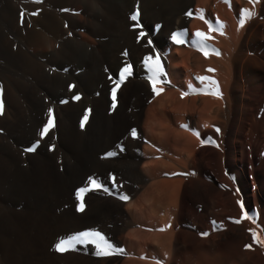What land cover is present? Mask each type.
<instances>
[{"label":"rangeland","instance_id":"obj_1","mask_svg":"<svg viewBox=\"0 0 264 264\" xmlns=\"http://www.w3.org/2000/svg\"><path fill=\"white\" fill-rule=\"evenodd\" d=\"M22 11L25 14L23 23ZM137 13V20L133 21L131 16ZM169 24V10L157 5V0H0V100L3 102L0 114V264H86V257H119L117 262L121 264L126 258L127 253L114 238L121 227L114 211L105 215L109 221L99 212L82 219L68 212L65 183L72 178L73 170L83 175L90 169L85 159L76 161L62 177L61 184L58 183L61 189L47 179L50 167L43 154L36 156L33 166L30 163V154L36 153L41 142L37 138L42 126L49 119L48 107H43L47 100L43 101L41 94L43 89L50 92L51 85H58L56 78L46 80L43 64L58 65L62 61L66 67L60 71L65 75L71 71L81 75L84 87L90 91L98 87L103 89L108 81L109 95L114 87L116 96L121 90V112L134 105L137 110L145 91L127 84V79L131 78L136 66L151 76L144 64L145 57L155 59L157 33L162 29L166 37L171 29ZM141 32L145 33L143 37H140ZM149 34L153 38L150 39ZM69 40L90 46L92 50V53L87 52L82 68L74 66L72 47L65 45ZM57 65H53L54 70L59 69ZM128 66L131 74L117 86L119 73ZM260 70L244 79L246 98L236 146L237 160L225 156L223 164L219 165L208 158L210 149L201 147L203 157L192 159L187 175H181L184 180L178 197L177 220L167 223L174 229L173 243L177 248L176 252L172 251L171 264H264V243L253 238L255 233L264 240V69ZM238 90L235 91L238 93ZM76 94L81 98V94L75 93L58 101L75 103ZM100 95L99 90L94 93V97ZM42 113L45 121L40 122ZM232 115L227 117L229 126L236 120L235 110ZM53 117L55 125L56 113ZM70 117L65 123L68 131L76 126L75 119ZM130 121L120 118L114 123L116 137L126 133ZM206 133L210 136L214 132L206 130ZM69 142L71 139L67 144ZM29 148L34 151H28ZM84 155L89 152L85 151ZM33 169L37 173L29 174ZM101 169L99 174L107 170ZM219 175L221 181L216 178ZM103 177L106 179L107 173ZM106 187L93 189L83 196L93 191L112 196L114 190L111 192L108 188L105 192ZM79 188L73 190L75 200ZM83 206L85 209L84 201ZM102 206L101 210L112 207L109 203ZM75 207L76 212H82L80 205ZM97 222L108 230L94 227L79 232H99L123 251L96 256L89 251L88 244H77L75 250L63 253L55 249L60 240L78 234L74 231L84 225L89 227ZM135 224L133 229H136ZM205 232L207 236L202 235ZM89 244L96 248L95 244ZM246 245L251 247L246 248ZM183 247L189 251V263L182 260ZM160 260L158 258L157 263Z\"/></svg>","mask_w":264,"mask_h":264},{"label":"bare ground","instance_id":"obj_2","mask_svg":"<svg viewBox=\"0 0 264 264\" xmlns=\"http://www.w3.org/2000/svg\"><path fill=\"white\" fill-rule=\"evenodd\" d=\"M157 5L169 10L171 28L166 37L162 29L157 33L154 47L163 68V74L159 76L161 83L157 85L162 89L160 94L152 92L148 74L136 66L126 83L144 90V100L137 110L134 105L123 113L121 90L117 93V104L113 108L108 81L105 89L98 87L90 91L84 87L81 75H75L74 71L65 75V72L60 71L66 67L62 61L58 65L43 64L46 80L49 82L56 78L58 84L57 87L51 85L50 92L43 89L41 94L43 101L47 100L43 107L55 111L56 123L47 135L37 138L41 142L36 153L30 154L32 166L36 156L43 154L50 167L47 179L53 185L57 184L58 189H61L58 183L61 184L62 177L70 171L72 165L80 158L86 160L90 169L83 175L73 170L72 178L65 183L68 212L82 219L93 212L105 216L114 211L121 221V227H118L114 238L127 253L121 264H171L172 251L176 252L177 248L173 243L174 229L167 223L177 220L178 197L184 180L181 175L188 173L192 159L203 157L201 147H208V158L219 165L223 164L225 156L232 161L237 160L236 146L240 138L246 98L244 79L264 69V0H157ZM246 10L251 13L250 16L245 15ZM189 12L191 16L187 15ZM241 20H244L242 25ZM209 23L215 28L220 25L223 27L210 33L212 38L206 42L209 54L205 55L193 41L197 30L209 33ZM181 32L186 33L182 37L186 42L177 44L171 37ZM65 45L72 47L75 68H82L87 52L92 53L90 46L72 40ZM53 65L59 66V69L54 70ZM201 77L209 79L201 80ZM211 81L216 84L213 86ZM217 89L219 95L214 94ZM98 90L101 92L100 97H94ZM75 93L81 94L75 103L64 104L58 101ZM239 101L238 106H235L234 103ZM234 110L236 120L229 126L227 117ZM86 111L88 120L81 128V116ZM70 116L75 119L76 126L68 131L65 123ZM44 117L42 113L40 122L45 121ZM120 118L131 120V124L125 134L116 137L113 126ZM133 130L136 131L135 136L132 135ZM206 130L214 133L208 136ZM70 139L71 142L67 144ZM120 145L123 150L119 149ZM85 151L89 155H84ZM109 152H115L116 155L109 157L106 155ZM101 168L107 169L106 172L99 174L98 171L103 170ZM34 172L37 173L34 170L29 174ZM106 173L105 179L103 176ZM94 177L102 186L108 185L109 190L115 192L111 193L112 196L98 191L85 194L83 201L86 207L78 213L74 207L80 205V200H75L73 190L89 186V178ZM216 178L222 180L220 175ZM117 194L127 195L129 199L121 200ZM147 198L148 204L145 203ZM104 203L112 207L101 210ZM71 208L73 211H70ZM135 223L139 226L136 227ZM134 224L136 229L132 228ZM162 226L165 229L161 230ZM94 227L108 230L104 224L97 222L89 227L84 225L74 232ZM88 245L89 251L94 253L96 248ZM180 254L183 262L189 263L187 248L183 247ZM158 258L161 259L160 263H157ZM84 260L86 264H118L120 258L86 257Z\"/></svg>","mask_w":264,"mask_h":264},{"label":"snow or ice","instance_id":"obj_3","mask_svg":"<svg viewBox=\"0 0 264 264\" xmlns=\"http://www.w3.org/2000/svg\"><path fill=\"white\" fill-rule=\"evenodd\" d=\"M24 12L22 11L20 13V17H21V23L24 22ZM32 15H36V13H32ZM187 15L191 16L192 13L189 12ZM245 15L250 16L251 13L247 12V10L245 11ZM137 16L138 13L136 15H132L131 19L133 21L137 20ZM203 18V17H202ZM241 25L244 23V20L240 21ZM223 26L220 25L219 28H215L213 26L212 23H209V33H205L203 31L197 30L195 35V41H193L196 46H198L201 51H204L205 55H208V51L207 49V41L209 39H211L212 37L210 36V33L212 31H217L220 30ZM145 35L144 32L140 33V37H143ZM186 35L185 32H181V33H174L172 35V40H174L177 44H184L186 41L184 39H182V37ZM149 43H151V41H149ZM218 54V53H217ZM144 64L145 66H147L149 68V71L152 73L151 76H149V80L151 81V88H152V92L155 94H160V92L162 91L161 88H159L157 85L159 83H161V81L159 80V76L161 74H163V68L160 65V59L159 56L157 55L155 57V59H153L152 56H148L145 57L144 60ZM131 74V67H124L121 72L119 73V80L117 81V86L119 85L120 82H122L124 80V78L126 77V75H130ZM201 80H208V77H201ZM212 85L214 86L216 84L215 81H211ZM72 86H70L71 88ZM216 95H219V90L217 89L216 92L214 93ZM74 99L79 100L80 97L79 95H77L76 97H74ZM115 100H116V88L114 87L112 89V107L115 108L116 104H115ZM64 101H62L63 103ZM49 120L48 122L43 126V130L41 131L40 135L41 137H44L45 135H47V133L49 132V130L54 127V117H53V109H49ZM3 112V102L2 100H0V114H2ZM88 120V111L85 112V115L83 116V118L80 121V126L81 128H83L85 126L86 121ZM132 135L135 136L136 135V131L133 130L132 131ZM38 143V142H37ZM28 151H34V148H29ZM116 153L115 152H109L106 155L111 157L114 156ZM89 182L91 187H81L76 191V196L77 198L80 200V207L79 210L83 211V194L91 191L93 189H100L102 187V185L100 183H98L95 179L89 178ZM105 191H107V189H105ZM121 200H128L129 197L127 195H121L119 197ZM243 207V205H241ZM245 218H247V216H245ZM237 223H240L239 220L236 221ZM163 230V229H161ZM203 236H207L208 233H202ZM253 238L255 241L259 242V243H264V240H260V238L258 236H256L255 233H253ZM95 244L96 246V250L94 252V254L96 256H110L115 254L116 252L122 251L121 249L115 248L113 244L109 243L107 239H105V237L103 235H101V233L99 232H81L78 233L74 236H71L67 239H62L60 240L56 245H55V249L58 252H67L69 250H75L76 245L80 244V245H86V244ZM246 248H250L251 245H246Z\"/></svg>","mask_w":264,"mask_h":264},{"label":"flooded vegetation","instance_id":"obj_4","mask_svg":"<svg viewBox=\"0 0 264 264\" xmlns=\"http://www.w3.org/2000/svg\"><path fill=\"white\" fill-rule=\"evenodd\" d=\"M81 118H83V117L81 116ZM119 147H120V148H119L120 150H123V146H122V145H120ZM121 148H122V149H121Z\"/></svg>","mask_w":264,"mask_h":264}]
</instances>
